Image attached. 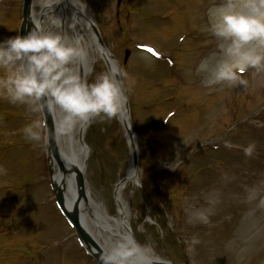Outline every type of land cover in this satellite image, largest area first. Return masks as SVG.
Segmentation results:
<instances>
[{
	"label": "rangeland",
	"instance_id": "rangeland-1",
	"mask_svg": "<svg viewBox=\"0 0 264 264\" xmlns=\"http://www.w3.org/2000/svg\"><path fill=\"white\" fill-rule=\"evenodd\" d=\"M21 2L0 0V40L17 33ZM219 2L84 0L112 57L127 73L125 94L139 150V186L124 192L129 224L137 242L152 246L172 264H264V106L256 108L264 100V72L249 68L240 73L246 84L207 86L203 83L207 73H197L196 66L191 69L195 60L199 64L219 52L217 39L207 30L206 15L207 8ZM38 19L46 31L52 24L55 29L49 31H63L52 21L44 24L43 13ZM182 34L185 38L179 41ZM136 42L154 45L171 59L159 63V58L136 48ZM104 71L108 70L99 59L85 79L92 81ZM182 102L190 109H183ZM174 105L178 110L169 116ZM36 116L24 104L0 96V232L9 235L0 234V264H40L42 256L45 264H78L73 259L77 246L73 236L63 247L48 250L47 245L71 235L72 229L46 203L40 143L28 141L22 132ZM236 124L231 133L229 127ZM148 133L168 165L154 164L150 151L142 147ZM211 138L232 147L206 150L202 145ZM83 139L88 147L86 183L103 195L114 215L113 190L126 173L129 154L117 113L90 119ZM249 143L254 145L253 154L245 156L242 148ZM15 186L20 190L13 192ZM31 206L36 210L19 214ZM199 211L207 213V223L196 218ZM7 212L14 214V221L4 217ZM25 218L30 224L22 228ZM36 251L35 258L19 255Z\"/></svg>",
	"mask_w": 264,
	"mask_h": 264
},
{
	"label": "clouds",
	"instance_id": "clouds-1",
	"mask_svg": "<svg viewBox=\"0 0 264 264\" xmlns=\"http://www.w3.org/2000/svg\"><path fill=\"white\" fill-rule=\"evenodd\" d=\"M206 15L207 30L217 39L219 52L196 65L197 73H207L205 85L246 84L241 71L264 72V0H220L207 8ZM87 57L88 47L81 36L40 26L0 40V96L37 114L22 129L28 141L48 142L47 124L40 118L44 111L58 113L53 134L68 137L80 122L110 118L125 105L127 73L110 69L88 81L74 68ZM225 146L232 147L227 142ZM253 148L249 143L242 151L251 156ZM196 218L207 223L208 215L199 211ZM197 242L193 236L191 243ZM100 259L101 264H154L155 257L150 245L140 244L129 234L109 243Z\"/></svg>",
	"mask_w": 264,
	"mask_h": 264
},
{
	"label": "bare ground",
	"instance_id": "bare-ground-1",
	"mask_svg": "<svg viewBox=\"0 0 264 264\" xmlns=\"http://www.w3.org/2000/svg\"><path fill=\"white\" fill-rule=\"evenodd\" d=\"M81 8H83V5L78 0H33L30 7V18L31 21L33 20V22H35L37 25L38 15L39 13H43V20L45 21L44 24L49 25V22L51 23L52 21L57 26L56 28H59L56 23L58 18H60L62 21V26L60 29L63 30V33H65L67 36H81L83 38V42L88 47V57L85 61L76 63L74 65V68L77 71H80V73L88 74L92 65L99 59H103L109 69H116L115 62L112 60L111 56L101 51V47L96 44L90 33L88 20L91 19V16L89 15L88 10L86 8H83L82 10ZM82 12H84L86 17L89 19L84 17L83 20L81 18ZM52 25V28H49L48 31L55 29L53 28L54 24ZM43 29L45 30V28ZM117 116L124 125L125 129H129L130 125L124 106L117 112ZM53 118L56 122L58 113H53ZM82 124L83 122H80L74 128L70 136L57 138L60 151L63 153H73L74 156H76V159L73 160V162H75L81 170H84V159L86 153H83L81 150L83 143L80 141V138L84 134L86 126ZM129 131L128 133L126 132L130 145L128 168L125 177L116 183V187L114 189L115 214L112 215L108 212L103 195L95 192L94 189L87 183H85V195L87 198V203L84 204V202H81L79 205V210L83 215V221L86 229L103 250L109 243L125 235H129V205L128 199L124 192L127 188H129L130 191H133L138 184V178L134 175L132 163V154L137 149L136 140L135 136L132 134V131H130L131 134H129ZM84 147H86L85 144L83 148ZM54 172L56 178L61 180L58 169L54 170ZM63 183L68 187L67 191L65 192L66 202L67 204H71L74 197L76 196L74 176L68 175L67 177L63 178ZM89 211L96 214L97 223H95L91 217L89 218L87 215ZM98 225H104L105 229L100 230ZM151 249L155 259L162 258L155 252L152 246Z\"/></svg>",
	"mask_w": 264,
	"mask_h": 264
},
{
	"label": "water",
	"instance_id": "water-1",
	"mask_svg": "<svg viewBox=\"0 0 264 264\" xmlns=\"http://www.w3.org/2000/svg\"><path fill=\"white\" fill-rule=\"evenodd\" d=\"M30 2L31 0H24V5H23V21L21 24V30H20V34H24L27 31H29L31 29V27L33 26L32 22L29 20V7H30ZM91 28L94 32V35L97 39V42L100 44V46L103 48V50L106 51L104 42L100 36L99 31L97 30L96 26L94 24L91 23ZM44 115V119L45 122L47 124V128L49 131V138H48V142H47V149H48V156H49V162L51 157L53 156V158L56 160L57 164L59 165L60 169L62 170L63 173L71 171L72 168H67L65 167L64 163L62 162L60 155H59V151L57 149V145H56V137L53 134V130H54V125H53V120H52V114L48 113L47 111L43 112ZM50 172H51V166H49ZM74 171L77 174V179H78V186H79V197H81L83 195V191H82V176L79 173V171L74 167L73 168ZM56 195L58 198L59 203L61 204V206L64 208V198H63V193H62V188L61 187H56ZM79 203V198L77 199L75 205L73 206L72 210H66L67 214L71 217V219L73 220L77 232L79 234V236L85 241V243L87 244V246L90 248V245H93L96 249L97 252H94L95 256L100 260L101 262V255H102V251L99 249V247L96 245V243L93 241V239L89 236V234L84 230V228L81 226L80 222H79V218H78V212H77V205ZM158 264H165V263H158Z\"/></svg>",
	"mask_w": 264,
	"mask_h": 264
},
{
	"label": "snow or ice",
	"instance_id": "snow-or-ice-1",
	"mask_svg": "<svg viewBox=\"0 0 264 264\" xmlns=\"http://www.w3.org/2000/svg\"><path fill=\"white\" fill-rule=\"evenodd\" d=\"M150 51H151V49H150Z\"/></svg>",
	"mask_w": 264,
	"mask_h": 264
}]
</instances>
